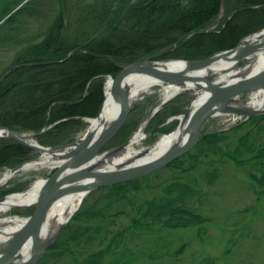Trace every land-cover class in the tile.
I'll return each instance as SVG.
<instances>
[{
  "label": "trees",
  "instance_id": "16d2710c",
  "mask_svg": "<svg viewBox=\"0 0 264 264\" xmlns=\"http://www.w3.org/2000/svg\"><path fill=\"white\" fill-rule=\"evenodd\" d=\"M221 9L217 29L201 32L217 21ZM263 27L264 0H13L0 9V125L38 132L43 145L72 141L83 118L97 114L104 78L123 65L155 53L203 58ZM8 51L12 56L4 61ZM174 101L154 115L150 127L182 111ZM136 118L131 111L115 138L125 139ZM260 119L264 114L229 129L204 130L194 147L162 168L171 174L156 184L150 182L162 169L90 191L35 264H178L193 238L201 243L208 236L204 207L225 162L248 168L256 185V204L238 213L255 211L264 220V206H258L264 201ZM173 124L157 130L168 132ZM244 125L248 128L239 132ZM33 155L0 137V168ZM16 189L2 188L0 197ZM96 191L100 197H93ZM121 216L127 221L114 227ZM188 229L187 238L177 233ZM189 264H216V259L205 256Z\"/></svg>",
  "mask_w": 264,
  "mask_h": 264
},
{
  "label": "water",
  "instance_id": "95a60500",
  "mask_svg": "<svg viewBox=\"0 0 264 264\" xmlns=\"http://www.w3.org/2000/svg\"><path fill=\"white\" fill-rule=\"evenodd\" d=\"M244 38H242L234 47L230 49L217 51L201 59H158L160 54H153L122 66L119 72L112 77L111 83V92L121 103L119 110L115 113L107 126L95 136H93V133H84L78 139L66 144L43 146L34 139L38 132L24 133L9 129L5 126H0V129H5L9 131V133L13 134L0 136L12 139L33 150H37V148L19 137L34 139L38 146L44 148H62L63 146L71 144L77 145L76 150L71 152V154L64 161L56 166H53V170L50 175L44 178L42 190L37 202L35 203L32 213L25 216L23 223L8 238L0 242V248H2L0 252V264H14V261L18 257L21 249L29 241H31L33 254L20 264H35L39 261L45 249L62 231L65 224L72 216L71 215L68 219L63 221L47 241L41 243L39 240L41 224L48 210L59 197L74 191H81L82 194H86L99 186L113 185L155 173L167 166L172 160L194 147L202 135L205 122L216 114L235 113L246 116L263 114L264 108L256 111H250L232 104L235 101L246 103L247 100L241 99V95L246 92H252L264 88V70L257 74L245 76L237 81L225 84L215 83L210 78H204V81H206L210 88V93L190 113L188 120L190 130L184 139L179 137V140L175 144L169 145L156 156L138 164H129L124 166L117 165L113 168L103 169L100 168L99 164L94 161V159L101 154L109 157L115 155L123 149L127 142L126 140L125 142L109 149H103L104 146L118 133L134 105V102L129 99L128 94L122 88V84L128 74L133 72L148 73L158 78L165 85L172 83H184L189 79L197 78V76H191L186 70L176 71L170 69H160L156 66V64L163 61L177 60L187 62L188 65L186 68L188 69L201 67L218 58L220 55H226L227 53L233 51ZM262 46H264V41L249 44L242 56L251 50ZM173 96L174 95L164 98L156 107H154L144 120V125ZM188 107L183 112L184 115L188 113ZM180 115L181 114L173 115L169 117L167 121L174 118L179 119V123L177 125L178 127L180 124ZM44 129L45 127H43L40 131H43ZM35 161L36 160L27 161L19 164L18 166ZM2 185L3 184H0V187ZM3 198L4 197H1L0 200ZM78 207L79 205L77 208Z\"/></svg>",
  "mask_w": 264,
  "mask_h": 264
},
{
  "label": "bare ground",
  "instance_id": "6f19581e",
  "mask_svg": "<svg viewBox=\"0 0 264 264\" xmlns=\"http://www.w3.org/2000/svg\"><path fill=\"white\" fill-rule=\"evenodd\" d=\"M264 41V28L245 37L240 44L226 55H220L209 63L194 69H188L184 61H163L156 66L160 69L176 71L186 70L191 76L197 78L189 79L184 83H172L165 85L155 76L144 72H133L127 75L122 88L128 94L129 99L135 101L143 93L159 88L163 92V98L176 95L184 91H194L195 97L191 100L186 115H180V124L170 133L163 134L155 143L147 147H139L140 140L144 137V125L142 124L127 140L123 149L115 156L98 155L94 161L101 168H113L117 165L138 164L151 159L169 145L175 144L179 137L185 138L190 130V113L210 93V88L204 78H210L215 83L225 84L234 82L242 77L257 74L264 70V46L255 48L244 54L249 44ZM112 77L107 76L104 80V99L95 117L87 119L88 127L84 133L98 134L111 121L119 110L120 102L111 92ZM232 105L242 107L250 111L264 108V88L253 91L246 103L235 101ZM12 134L5 129H0V135ZM13 135V134H12ZM22 140L35 146L39 157L35 162L27 163L15 168H9L0 176V184H5L17 174L28 171L49 168L64 161L71 152H74L77 145L71 144L62 148H44L37 145L34 139L22 138ZM90 181V180H89ZM44 184V178H36L25 189L7 194L0 200V242L8 238L25 220L24 216L13 215L11 212L17 207H26L37 202ZM84 194L81 191H74L59 197L48 210L40 227L39 240L41 243L47 241L56 231L57 227L76 210ZM0 248V252H1ZM33 254L31 241L27 242L21 249L14 264H20Z\"/></svg>",
  "mask_w": 264,
  "mask_h": 264
},
{
  "label": "rangeland",
  "instance_id": "374dc122",
  "mask_svg": "<svg viewBox=\"0 0 264 264\" xmlns=\"http://www.w3.org/2000/svg\"><path fill=\"white\" fill-rule=\"evenodd\" d=\"M11 1L13 0H1L0 9L8 5ZM223 17L224 13L219 21L215 22L218 23V25H216L214 29L219 26ZM12 53V51H8V55L6 54L3 56L4 61L9 59L12 56ZM251 93L252 92H247L241 95L240 98L248 100ZM194 97V91L188 90L180 92L172 98V101L176 100L172 104L177 105L179 101L182 107V111L179 113H182ZM162 98L163 92L160 91L159 88H153L152 90L143 93V95L135 101L131 110L132 118L137 117L133 120V129H131L126 135L125 139L114 138L105 148H111L128 140L143 124L153 108L162 101ZM135 106L137 107L136 112H139L136 116L133 115V109ZM167 118L163 123L155 127H150V120L144 128L145 135L140 140L138 146L147 147L157 141L163 134L174 130L177 125V119L167 121ZM243 120H245V116H238L237 114H216L206 121L204 130L229 129L231 126H235ZM171 122H174V124L168 132L157 130L161 125H167ZM258 123H264V119H260ZM87 127L88 122L84 120V127L73 133V140L80 137ZM247 128V125H244L239 132H243ZM257 139L258 142L263 141L264 134L258 135ZM8 168L9 167L0 168V176ZM49 171L50 169L43 168L19 173L9 180L3 188L16 187L17 189L13 191L23 190L27 188L34 179L48 176ZM169 174H171L170 169H162L158 176L154 177L150 183L156 184ZM220 174L217 183L209 188V201L204 207V213L209 218L208 236L201 243L192 237V244H189V246L185 248L184 253H182L178 260V264H189L194 259H200L205 256L214 257L216 259V264H259L264 262V220L258 215V212L255 211L246 213L243 216L242 213H238V211L247 205L255 203L254 191L256 185L251 181L248 175V168L236 167L231 162H225L222 165ZM91 191H94V189ZM89 193L86 194L83 199L88 197ZM100 195V192L96 191L94 192L93 197H100ZM98 202H102V199H99ZM260 205L264 206V201L258 206ZM33 209L34 204L28 207L14 208L11 212L27 216L32 213ZM258 211H261V207H259ZM118 219H120V221L114 227H121L127 221V219L122 216ZM177 233L185 238L190 235L192 236V232L189 229L178 231ZM234 237L237 239L232 242ZM49 264H52V262H49ZM58 264H60V262Z\"/></svg>",
  "mask_w": 264,
  "mask_h": 264
},
{
  "label": "flooded vegetation",
  "instance_id": "af4514ba",
  "mask_svg": "<svg viewBox=\"0 0 264 264\" xmlns=\"http://www.w3.org/2000/svg\"><path fill=\"white\" fill-rule=\"evenodd\" d=\"M230 15H232V13H230ZM219 19H220V17L217 18V20H219ZM213 30H215V29H211L210 27H207V28H204V29H203V32L213 31Z\"/></svg>",
  "mask_w": 264,
  "mask_h": 264
}]
</instances>
